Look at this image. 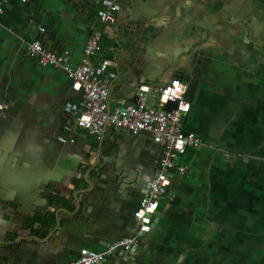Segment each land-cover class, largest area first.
<instances>
[{"label": "crops", "instance_id": "1", "mask_svg": "<svg viewBox=\"0 0 264 264\" xmlns=\"http://www.w3.org/2000/svg\"><path fill=\"white\" fill-rule=\"evenodd\" d=\"M7 0L0 13V264H65L133 235V210L158 170L162 145L147 131L75 129L60 142L71 88L63 67L41 66L27 39L80 63L111 62L109 109L140 84L179 78L191 108L183 128L202 140L178 162L158 216L126 253L101 264H264V0ZM44 27L39 31L38 27Z\"/></svg>", "mask_w": 264, "mask_h": 264}, {"label": "built area", "instance_id": "2", "mask_svg": "<svg viewBox=\"0 0 264 264\" xmlns=\"http://www.w3.org/2000/svg\"><path fill=\"white\" fill-rule=\"evenodd\" d=\"M6 1L0 0V13ZM120 9L116 0H101L96 12L99 22L115 23ZM38 30L42 32L44 27L40 26ZM100 36L101 33L96 30L88 38L80 63L76 66L68 62L66 50H52L39 37H31L25 42L28 54L35 57L41 66L63 67L71 88L80 93L77 100L66 101L63 105L69 118L63 124L64 133L58 136V140L74 143L75 129L102 138L106 129L114 126L133 135L143 131L150 132L153 140L162 145V155L145 195L133 210L138 230L133 235L108 242L102 251L81 248L78 256L65 264H101L108 255L137 247L140 233L149 228L150 215L166 194L172 175L188 176V166L179 163V157L188 148H198L202 143L199 135L183 128V117L190 110V102L186 98L187 85L179 78H171L168 83L160 86L142 83L137 88L134 103L109 109L110 90L117 73L110 68L108 58H103L97 64L93 62L95 52L101 50Z\"/></svg>", "mask_w": 264, "mask_h": 264}, {"label": "water", "instance_id": "3", "mask_svg": "<svg viewBox=\"0 0 264 264\" xmlns=\"http://www.w3.org/2000/svg\"><path fill=\"white\" fill-rule=\"evenodd\" d=\"M122 131H123L124 133L126 132L125 129H122ZM163 199H164V198H162L160 201H163ZM157 211H158V210L156 209L155 212H153V214H152V217H151V224H150L151 227L153 226V222L156 221V216H158ZM144 234H145V232H142L141 235H140V237L142 238V236H143ZM105 261H108V262H109V256L106 257Z\"/></svg>", "mask_w": 264, "mask_h": 264}, {"label": "clouds", "instance_id": "4", "mask_svg": "<svg viewBox=\"0 0 264 264\" xmlns=\"http://www.w3.org/2000/svg\"><path fill=\"white\" fill-rule=\"evenodd\" d=\"M189 102H190V101H189ZM190 108H191V103H190ZM159 203H160V201H159ZM158 206H159V204H158ZM157 208H158V207H157ZM157 208H156V209H157ZM154 212H155V211H154ZM152 214H153V213H152ZM152 214L150 215V223H149V228H148V229H150V227H151L150 224H151V217H152ZM133 218H134V217H133ZM134 219H135V218H134ZM137 226H138V224H137ZM148 229H147V230H148ZM137 230H138V229H137ZM147 230H144V231H142V232H145V231H147ZM142 232H141V233H142ZM141 233H140V235H141ZM140 239H141V237H140ZM135 248H136V247H135ZM117 252H120V251H117ZM126 252H128V251L122 252V254H123V253H126ZM115 253H116V252H115ZM113 254H114V253H113ZM111 255H112V254H111ZM111 255H108V256H111ZM108 256H107V257H108ZM105 259H106V258H105ZM104 261H105V260H104Z\"/></svg>", "mask_w": 264, "mask_h": 264}]
</instances>
